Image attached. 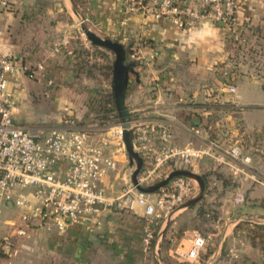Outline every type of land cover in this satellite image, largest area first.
Segmentation results:
<instances>
[{"label":"crops","instance_id":"obj_1","mask_svg":"<svg viewBox=\"0 0 264 264\" xmlns=\"http://www.w3.org/2000/svg\"><path fill=\"white\" fill-rule=\"evenodd\" d=\"M4 1L6 6L0 8V52L18 64L32 67L43 64L33 79L18 72L10 75L8 81L18 107L15 118L32 130L45 133L53 127H68L31 123L42 118L33 116L32 109L39 110L48 96L65 91L72 78L67 65L76 57L70 44L78 36L77 23L63 22V18L74 22L81 19L93 32L114 39L128 49L129 58L135 61L125 89V104L132 124H166L173 145L191 142L197 148L213 145L215 152L223 151L218 146L225 143L223 132L236 129L240 125L236 122L239 113L255 107L257 99L264 96L262 87L237 90L234 82L239 76L233 69L239 61L236 50L253 38L257 24L264 18V0H239L236 25L242 38L240 42L234 41L226 28L210 21L179 29L166 19L123 14L115 0ZM64 37L67 43L55 52ZM242 77L254 79V76ZM229 86L235 88L233 93L228 90ZM92 91L86 85V113L94 109ZM86 115L88 118L89 114ZM74 121L77 127L81 126L77 119ZM113 155L117 167L100 181L108 195L120 192L131 176L130 162L125 155L119 152ZM143 164L142 169L150 166L147 159ZM217 167L227 168L230 177L246 175L243 170L235 171L236 167L219 163L214 157L202 156L191 170L204 180L200 200L159 221L147 253L141 245L146 217L140 206L103 210L94 231L87 229L86 222V225L71 224L64 231L34 225L18 235L14 234L11 221L19 211L9 204L3 205L0 238L9 237L11 246L0 251V264H170L174 261L264 264V254L250 240L253 224L264 226V207L250 210L241 197L244 184L221 183ZM175 169L187 168L171 164L161 168L159 175ZM192 180L193 192L186 200L196 197L200 191V183L195 178ZM204 208L207 212L203 215ZM209 211L214 212L211 216L214 218L211 234L217 238L214 249L203 260L180 259L176 249L186 247L196 231L188 218L208 216ZM12 213L16 216L8 218Z\"/></svg>","mask_w":264,"mask_h":264},{"label":"built area","instance_id":"obj_2","mask_svg":"<svg viewBox=\"0 0 264 264\" xmlns=\"http://www.w3.org/2000/svg\"><path fill=\"white\" fill-rule=\"evenodd\" d=\"M119 11L126 15H149L156 20L166 19L179 29L210 21L223 22L236 42L242 40L237 30L239 0H115ZM6 2L0 0V8ZM64 37L54 51L66 44ZM42 63L29 66L18 64L0 52V207L8 204L19 214L11 221L14 234H23L30 226L47 230L64 231L74 223L87 224L89 231L99 225L100 213L108 208L117 210L140 206L146 217L141 245L143 252L151 248L154 227L159 221L181 205L193 192V180L187 176H175L165 186L154 192H142L128 182L120 192L108 195L100 181L117 167L112 144L120 143L121 128L112 139L103 134L99 119L77 127H53L43 133L32 130L15 118L17 104L8 88L9 76L22 72L33 79ZM234 92L235 88L229 86ZM133 144L149 162V167L137 175L138 184L159 175L163 167L180 164L193 170L202 156L214 157L219 163L237 167L248 160L237 147L215 152L213 145L194 147L191 142L176 146L171 143L172 134L166 124L135 125L131 121ZM97 135V136H95ZM247 175V174H246ZM166 176V174H165ZM205 245V238L194 233L187 249H176V256L184 261L197 259ZM11 246L9 237L0 238V251Z\"/></svg>","mask_w":264,"mask_h":264},{"label":"rangeland","instance_id":"obj_3","mask_svg":"<svg viewBox=\"0 0 264 264\" xmlns=\"http://www.w3.org/2000/svg\"><path fill=\"white\" fill-rule=\"evenodd\" d=\"M63 20V22L72 24L77 23L75 29L77 28L78 36L70 44V48L76 53V57L74 61L67 65L72 78L66 84L67 88L65 91H59V95L48 96L47 100L43 101V105H41L39 110L37 108L32 109L33 116L42 118L34 119L31 123L32 125L40 123L43 126L51 127L69 125L71 122L75 123L74 119H77L78 125H81L79 128H81L86 126V122L92 123L96 119H99L103 124L102 131L104 136L112 139L114 132L120 127L118 114L115 111L106 112L104 109L97 110L95 108L91 113H86L84 106L86 105V85H90L91 89H93L91 97L94 105L102 103L101 100L105 101L107 99L106 96L112 92L114 52L108 48L93 45L85 37L80 28L83 20L77 19L75 22L70 20V18H63ZM85 25L89 28L87 23ZM99 36L108 38L105 35ZM125 50L126 59H130L128 49ZM235 57L239 60L238 64H234L235 67L233 68L236 72L235 75L239 76L234 82L236 89L238 88L244 92V90L255 87L264 88V18L257 24L253 38L247 41L246 44H242V47L241 45L238 47ZM244 75L248 77L254 76V79H244L242 77ZM86 78L88 84H86ZM82 89L85 90L83 93L81 92ZM36 102L39 101L37 100ZM254 104L252 105L255 107H248L247 109H243L242 114L239 113L236 122H239L240 125L236 126V129H233L229 133L224 131L222 135L225 137V143L218 144L219 148L223 151L237 147L243 157H248V160L243 163L240 160L236 162L237 167L244 168L247 175L240 173L235 177H230L227 168L217 167L221 183L244 184L241 197H243L246 205L250 207V210H256V207H264V96L259 97ZM72 105L76 109L72 108ZM86 114H89L88 118ZM112 145L111 152L113 154L119 152L129 160L128 171L132 173L135 168V161L130 159L123 142H115ZM164 177L165 175L154 174L152 179L145 180L143 185H151L162 180ZM212 211L208 212V216H193L188 218L189 225L196 230L194 233H199L205 238V245L200 250L197 257L198 260L205 259L217 243V238L214 239V236L211 234L214 230L212 224L214 218L211 217L214 215V212L212 213ZM202 212L204 215L207 212L206 208ZM15 216L16 214L12 213L8 218H14ZM257 231L264 233L262 230ZM256 240L258 241V239ZM189 245L190 242L183 249H187ZM170 264H179V262L174 261Z\"/></svg>","mask_w":264,"mask_h":264},{"label":"water","instance_id":"obj_4","mask_svg":"<svg viewBox=\"0 0 264 264\" xmlns=\"http://www.w3.org/2000/svg\"><path fill=\"white\" fill-rule=\"evenodd\" d=\"M82 21V20H81ZM218 25L223 26L222 21L217 22ZM80 28L84 33L85 37L93 44L101 47L108 48L114 52V61L112 68V93L114 97V102L116 105V110L118 117L120 119L121 127V139L124 145L126 152L128 153L130 159L135 161V168L133 169L130 179L131 182L136 185V187L142 192H154L159 188L165 186L173 177L175 176H187L189 178H195L200 183L199 194L189 200H185L181 205L175 208L168 216V219L172 214L180 209L181 207L190 205L194 201L198 200L204 189V180L203 178L194 173L189 169H175L167 174L162 180L153 183L148 186H142L138 184L137 175L139 174L142 165L143 159L140 153L134 149L133 145V133L131 128V117L130 113L125 104V89L128 81V73L133 71L135 61L133 59H126V50L116 40L110 38H103L89 29L83 22L80 24Z\"/></svg>","mask_w":264,"mask_h":264},{"label":"trees","instance_id":"obj_5","mask_svg":"<svg viewBox=\"0 0 264 264\" xmlns=\"http://www.w3.org/2000/svg\"><path fill=\"white\" fill-rule=\"evenodd\" d=\"M107 99L105 101H102V103H99L98 105H94V108L97 110L104 109V111H116V105L114 102L113 93L111 92L108 96H106ZM257 230H262L264 232V226L259 224H254L252 230L250 231V240L251 243L254 246H257L260 248L262 253L264 254V233L258 232ZM258 239V241L256 240Z\"/></svg>","mask_w":264,"mask_h":264}]
</instances>
